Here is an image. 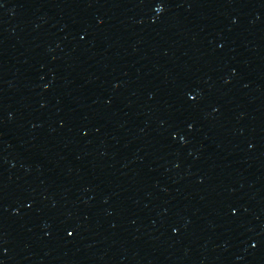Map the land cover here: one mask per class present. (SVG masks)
<instances>
[{
  "label": "water",
  "instance_id": "1",
  "mask_svg": "<svg viewBox=\"0 0 264 264\" xmlns=\"http://www.w3.org/2000/svg\"><path fill=\"white\" fill-rule=\"evenodd\" d=\"M0 264H264V0H0Z\"/></svg>",
  "mask_w": 264,
  "mask_h": 264
}]
</instances>
